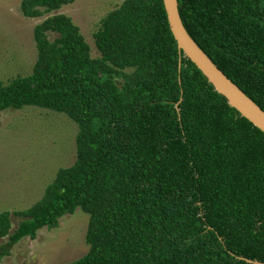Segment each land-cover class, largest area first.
Wrapping results in <instances>:
<instances>
[{
  "label": "trees",
  "instance_id": "trees-1",
  "mask_svg": "<svg viewBox=\"0 0 264 264\" xmlns=\"http://www.w3.org/2000/svg\"><path fill=\"white\" fill-rule=\"evenodd\" d=\"M75 1L20 8L36 19ZM178 5L190 37L264 112V0ZM33 38L32 73L0 82V112L64 114L78 128L76 159L13 213L24 219L13 233L12 214H0V260L80 209L88 252L67 264H264V134L180 54L163 0H125L103 18L98 58L66 15Z\"/></svg>",
  "mask_w": 264,
  "mask_h": 264
},
{
  "label": "rangeland",
  "instance_id": "rangeland-1",
  "mask_svg": "<svg viewBox=\"0 0 264 264\" xmlns=\"http://www.w3.org/2000/svg\"><path fill=\"white\" fill-rule=\"evenodd\" d=\"M125 0H76L41 18H25L22 0H0V82L8 84L32 73L37 59L34 28L52 15L71 18L90 46L99 52L94 34L101 21ZM77 125L64 114L36 107L0 112V214L10 212L12 233L24 219L16 217L38 202L60 168L76 159ZM88 215L80 209L60 219L57 228H44L36 238H24L10 248L0 264H67L88 252ZM8 238L0 239L1 248Z\"/></svg>",
  "mask_w": 264,
  "mask_h": 264
},
{
  "label": "water",
  "instance_id": "water-1",
  "mask_svg": "<svg viewBox=\"0 0 264 264\" xmlns=\"http://www.w3.org/2000/svg\"><path fill=\"white\" fill-rule=\"evenodd\" d=\"M163 5L180 54L195 65L214 91L223 96L231 108L264 134V112L226 77L190 37L180 17L178 0H163ZM245 261L249 264H261L257 261Z\"/></svg>",
  "mask_w": 264,
  "mask_h": 264
}]
</instances>
